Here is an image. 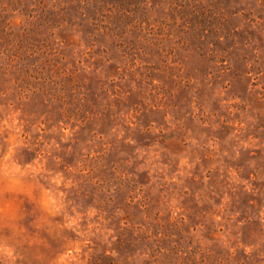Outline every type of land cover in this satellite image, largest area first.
<instances>
[{
    "label": "rangeland",
    "instance_id": "1",
    "mask_svg": "<svg viewBox=\"0 0 264 264\" xmlns=\"http://www.w3.org/2000/svg\"><path fill=\"white\" fill-rule=\"evenodd\" d=\"M0 264H264V0H0Z\"/></svg>",
    "mask_w": 264,
    "mask_h": 264
}]
</instances>
